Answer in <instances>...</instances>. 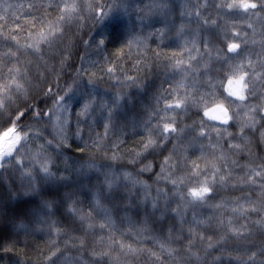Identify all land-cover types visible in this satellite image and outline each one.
Listing matches in <instances>:
<instances>
[{"label":"snow or ice","instance_id":"1","mask_svg":"<svg viewBox=\"0 0 264 264\" xmlns=\"http://www.w3.org/2000/svg\"><path fill=\"white\" fill-rule=\"evenodd\" d=\"M83 7H86L88 18L93 24L88 33L89 38L83 44L85 49H95L97 55L106 53L111 46L112 54L117 59L132 57L133 48L136 49L137 56H146L153 36L159 41L157 49L163 44L165 28H153L145 34V29L152 28L154 23L151 13L164 7L163 4H156L155 0L150 4L136 3L135 14L132 0L90 2L86 6H82L79 0H51L39 5L28 3L29 11H21L27 21V36L20 37L11 31L0 32L3 37L0 43L8 45L11 41L15 47L13 51L12 46H8L7 51L0 55V174L8 173L9 169L13 173H19V185L9 182L7 195L0 194V217L10 218L14 227L18 231L23 230L25 234L29 231V225L35 224L36 229L33 230L44 226L50 233L59 235V223L63 222L69 227L74 223V220L65 218L61 208L66 209L68 217L78 216L82 225L87 222L88 228L95 227L91 221L94 214H97L100 218L99 230L104 232L107 229L106 240L101 237V243H106L107 251H93V256L99 259L93 260L91 264H104L105 257L108 258V264H123V257L134 256L141 250L125 243V232L117 229V222H127L128 230L139 237L149 231V206L152 216L159 213L161 217H165L169 205L176 201L177 206L171 212L174 217H179L181 225L177 242L184 238L187 239V245L181 253L171 247V241H158L160 252H153L152 255L159 264H164L160 256L165 252L172 259V264H203V260L210 254L208 250L219 246L220 241L229 238L245 239L247 225L238 223L239 219L248 220L250 213L264 212V157H258L261 163L255 165L257 157L249 149L252 139L248 135L249 130H253L252 134L255 135L254 130L264 127V107L249 106L247 103L249 96H255L256 93L253 92L255 84L251 79L255 69L248 71L241 56V45L245 42L238 40L239 33L234 31L231 40L226 35V51L223 47L216 48L213 57L212 46L205 40L203 47L208 61L200 65L199 42L193 39L189 44L185 40L179 52L173 49L170 56L164 57L168 61L166 66L181 74V79L175 81L174 85H169L170 91L160 89V93L153 97L156 106H149L144 118L122 122L120 111L125 97L129 95L123 93L122 89L132 85L139 88L143 85L137 84V76L126 73L122 77L118 76L116 61L110 59L109 55H104L103 64L107 67L106 70L104 67L98 69L102 74L98 77L97 71L84 67V63L95 66L98 62L88 58L87 52L82 54L81 65L74 68L70 82H66L61 88L59 77L66 67H72L69 63L72 53L61 49L59 43L63 39L65 25L75 21ZM215 7L218 12L224 11L225 15H233L237 11L242 15H258L264 13V0H221ZM23 8L22 4H0V9H3L0 20L9 19V9ZM52 8L58 10L55 19L49 18V10ZM33 10L37 14L31 15L29 20ZM200 15L197 10L196 16ZM13 22L16 29L21 32L24 30L20 23ZM203 23L207 25L209 21L205 19ZM215 23L216 21H212V24ZM184 35V26L181 25L177 29V38ZM21 39L25 42L22 43ZM193 52L196 53L195 56ZM155 56L160 60L164 53L157 51ZM21 57L25 59L22 60ZM56 57H60L59 70H56L54 64L49 66V61ZM237 57L240 59L237 60ZM213 60L219 65L215 75L212 74ZM142 63V59H137L133 67L138 68ZM33 64L37 70L43 67L55 71L57 77L54 86L49 83L46 90L38 87L35 95L32 94ZM5 67L7 72L3 71ZM248 67H252L250 59ZM261 68L264 71V65ZM193 71L198 77H203V84H189L188 75ZM103 75L116 81L120 90L111 95L101 91L98 80ZM37 77L41 83L46 79L39 71ZM161 101L163 107H160ZM233 106L236 110H233ZM192 108L196 109L198 121L193 120L192 124L181 126L178 117L181 114L186 117ZM99 128L103 129V134L95 131ZM117 128L119 134L116 133ZM230 128H235L236 131L229 132ZM129 130L132 136H137L139 130V139L135 141V147L121 151V145L127 142ZM225 137L227 150L223 143ZM205 138L212 148L211 152L206 151L203 143ZM260 140L264 141V131L260 132ZM74 141L83 142L82 147H76V152L82 156L94 149L96 153H103L104 158L112 163L98 165L94 157H88L72 169L68 163L70 157L65 156L64 169L56 168L55 159L64 149L71 147ZM246 149L248 163L241 166L246 171L242 176L235 177L231 165H238L239 161H230L229 153L239 155ZM197 151L199 155L190 158ZM125 160L126 163H118ZM201 160L203 166L199 163ZM136 165H139L138 169ZM72 171L83 179L92 174L97 177L95 184H82L79 189L88 190L90 207L87 214L82 208H77V190L57 193L45 187L71 180ZM145 173L155 174L152 181L156 185L155 195H152V184L141 178ZM257 178L260 181V191L258 198L253 199V186L257 184ZM2 179L7 177L0 175V180ZM229 181L233 182L234 189L247 188L248 192L231 201L220 200L212 205L217 210L230 209L231 215L227 220L221 216L217 221L215 230L222 234L219 241L215 242L212 236H207L205 257L202 258L198 252L192 251L195 247L193 241L197 236L201 242L204 241L205 232H198L197 229L212 228L215 217L201 218L196 209L208 205L214 199L217 187H226ZM17 203H28V206L17 208ZM141 208L145 215L142 218L137 216L134 221L131 213L134 209ZM181 208L184 209L183 212ZM189 209L193 215L187 221L188 237H184L183 225ZM58 213L61 220L53 219ZM254 223L264 227V217ZM14 244L11 241L10 246H5V253L11 251ZM117 249L118 254L113 255V251ZM59 251L57 248L46 258L47 264H56L53 257ZM261 256H264V245L252 251L247 259H238L236 264H264V258L258 259ZM221 259L216 257L213 264ZM64 264H80V261L65 258Z\"/></svg>","mask_w":264,"mask_h":264},{"label":"trees","instance_id":"2","mask_svg":"<svg viewBox=\"0 0 264 264\" xmlns=\"http://www.w3.org/2000/svg\"><path fill=\"white\" fill-rule=\"evenodd\" d=\"M51 0H0V4H22L24 8L22 10L9 9L7 15L9 19L7 21L0 20V32L8 33L13 32L18 34L20 37L27 36L28 27L25 17L21 15V11H29L27 9L28 3H34L39 5L41 3H49ZM90 2L95 3H111V0H79L82 6H86ZM150 4L153 0H132L133 12L135 14V4ZM221 0H155L156 4H163L164 7L151 13L152 19L154 21L152 28H146L145 34L152 31L153 28H165L166 35L163 40V44L160 49H157V44L159 41L155 36L149 42V47L147 50V55H136V49L133 48V56H124L123 59H117L112 53L113 49L109 46L106 53L96 54L95 49L88 48L85 49L83 44L84 40L89 38L88 33L91 31L93 24L92 20L88 18L89 14L86 7H83L79 16L71 24H66L64 29V36L62 41L59 43L61 49L66 52H71L69 63L72 67H66L63 73L60 75L59 80L61 88L65 86L66 82H70L71 75L74 72V68L81 65L80 56L87 52V57L98 63L95 66H91L88 63H84V67L89 68L90 71H97L98 77L102 74L98 71L100 67H104L106 70L107 65L103 64L104 55H109L110 59L116 61L117 75L122 77L123 73L130 76H137L138 85H143V87H137V85H132L131 87L122 89V92L129 94L125 97L122 108L120 111V120L132 121L140 120L147 115V109L149 106L155 107L156 101L153 98L155 95L160 93V89L169 90V85H174V82L181 79V74L173 72L166 65L168 63L165 60V56H170L172 50L175 49L177 52L180 51V46L183 45L184 41H191L196 39L199 42V48L201 53V59L199 60L200 65L205 64L208 61V56L205 54V49L203 47L204 41L207 40L211 44L212 56L215 57L216 48L223 47L226 51L225 38L231 40L233 37V32H238V40L244 41L242 43V53L241 56L244 58L245 68L252 72L255 69L251 79L255 84L253 92L256 93L255 96H249L248 105H260L264 107V71H262L261 65H264V13H259L258 15H242L237 11L233 15H225L224 11H217L215 5L220 3ZM207 5V6H205ZM199 10L201 15L196 16V12ZM3 9H0L2 12ZM43 11V9H41ZM50 11V19H55L58 10L52 8ZM146 11V10H145ZM259 12V10H257ZM13 13L15 15H13ZM37 13L33 10L29 15L28 19H31V15H36ZM135 18V15L133 16ZM207 19L209 23L205 25L203 21ZM16 23H20L24 26V30L21 32L15 28ZM212 21H216L212 24ZM183 25L185 30V35L183 37L177 38V29ZM233 25L235 27L233 28ZM3 37L0 36V41ZM21 42H25L21 39ZM8 46H12V50L15 51L14 42L9 41L8 45L0 43V55L7 51ZM161 51L164 56L160 57V60L156 59L155 53ZM195 56L196 53L193 52ZM186 58V57H185ZM22 60L25 57H21ZM30 59V58H29ZM59 59L56 57L55 60L49 61V66L55 65L56 70H59ZM137 59H142L143 63L138 66V68L133 67L136 64ZM237 60L240 57L236 58ZM249 59L252 62V67H248ZM9 66H11L9 64ZM219 65L213 60L212 74H216V69ZM4 72H7V67L3 68ZM46 76L43 83L38 79L37 73ZM33 76V95L36 93V88L43 87L45 90L48 88L49 83L53 86L56 83L57 77L55 71L46 70L41 67L37 70L35 64L32 68ZM86 79V77H85ZM188 81L190 85L199 86L203 84V77H198L196 72L193 71L188 75ZM98 88L108 93L109 95L120 90L116 86V81L111 80L108 76L103 75L102 79L98 80ZM55 90V88H54ZM191 90V89H190ZM202 90V89H201ZM183 89H181V93ZM29 103H32L29 100ZM160 107H163V102L161 101ZM233 110L235 106H233ZM196 109L192 108L189 110L187 116L181 114L178 117V122L181 126L184 124H192L193 120L198 121V117L195 115ZM243 115V113H241ZM95 131H100L103 134V129L99 128ZM236 131L235 128H230L229 132ZM253 130H249V137L252 139V144L249 145V149L253 153L255 160V165L261 163L258 157H264V141L260 140V132L264 131V127H258L255 131V135L252 134ZM116 133L119 134V128L116 129ZM87 138V133L85 134ZM111 136V134H110ZM114 139V137H111ZM215 138V133L213 132V139ZM139 139V130L137 136H132L130 134L126 137V143L121 145V151H127L135 147V141ZM41 143L43 141H40ZM206 146V151L211 152L212 148L208 144L207 138L203 141ZM224 148L227 150L228 143L227 137H225ZM35 145H33L34 147ZM77 146H83V142L74 141L71 147L64 149V151L55 159V166L60 170H63L64 158L65 156L70 157L68 163L75 169L78 163L83 159L88 157H94L98 165H107L112 163V161L104 158L103 153H96L93 149L88 151L82 156L76 152ZM171 147V145H169ZM217 154H219V149H217ZM109 155H111V148L109 145ZM199 155V151L192 154L190 158H195ZM229 160H238V165H231L233 175L235 177L242 176L246 169L241 166L248 163V149L239 155H233L229 153ZM118 163H126L121 161ZM201 166H203V160L199 161ZM253 165V167H255ZM139 168V165H136ZM157 167V171H158ZM67 174V173H66ZM5 175L7 179L0 180V194L7 195V185L9 182L14 185H19L18 176L19 173H13L9 169L8 173L0 174ZM142 179H146L148 183L152 184V195H155L156 185L152 183L155 178V174L145 173ZM96 175L92 174L87 179L79 178L76 173L72 171V179L64 183L56 185H46L45 187L53 192H63L65 190H77L76 200L77 208H82L85 214L88 213L90 207V197L87 188L79 190L82 184L91 186L96 183ZM257 184L253 186V199L258 198L260 191V181L257 178ZM232 181L226 187H217L216 195L213 200L209 201L208 205L203 208H197V215L201 218L215 217L212 221L213 227L207 229H197L198 232H205V239L203 242L200 241L199 236H197L193 243L195 247L192 249L193 252H198L200 256L205 257V249L207 248V236H212L213 241H219V237L222 234L220 231L215 230V225L217 221L223 216L225 220L231 215V211L220 209L217 210L214 205L217 201L226 200L231 201L235 197H239L247 194L248 189L243 188L242 190L238 187L234 189L232 187ZM163 187V185H161ZM30 203V202H29ZM28 206V203H17L15 207L21 208ZM177 206L176 201H173L169 205L168 213L165 217H161L159 213L155 216L151 215V209L149 206L148 214V229L149 231L142 233L139 237L130 232L129 225L127 222L121 224L117 222V229H122L125 232L124 240L125 243L131 244L133 248H138L141 251L134 256H127L122 258L123 264H159L156 257L152 255L153 252H160V245L158 241H171V247L178 249L181 253L184 251L187 245V239L181 238L177 242L178 230L181 227L179 223V217H174L171 212L172 208ZM65 214V218L74 220V223L69 225L61 222L57 226L60 228V233L57 235L55 232H49L44 226H41L38 230L35 224L29 225V231L27 234L23 230H17L10 218L0 217V264H47V257H49L52 252L56 251L57 248L60 251L57 253L53 259L56 264H64L65 258H70L72 260L80 261V264H91L93 260L99 259L93 256V251L102 252L107 251L106 243H101V237L107 238V229L104 232L99 230L100 218L99 215L94 214L93 220L91 221L95 227L88 228L87 222L83 225L80 223L78 216L68 217L66 209L61 208L60 210ZM184 209L181 208V212ZM99 213V210H97ZM133 220L135 221L137 216L143 217L145 212L143 208L139 210H133L131 213ZM192 210L187 211V220L185 221L183 228V236L188 237V223L187 221L192 218ZM264 217V212L249 214V219H239L238 223L247 225V232L245 234V239L237 240L235 238H229L226 241H220L219 246L214 249H210L209 255H207L206 260H203V264H213L216 257H221L222 259L217 261L216 264H236L238 259H247L248 255L252 251H256L262 245H264V227L254 223ZM53 219L61 220L60 214L53 217ZM27 223V221H25ZM117 238L119 239V232H117ZM14 241L15 244L11 248V251L5 253L4 247L10 246V242ZM118 249L113 251V255L118 254ZM247 252V255L245 254ZM264 258V256L258 257V259ZM160 260L164 261V264H172V259L165 252L164 255L160 256ZM104 264H108V258H104Z\"/></svg>","mask_w":264,"mask_h":264},{"label":"water","instance_id":"3","mask_svg":"<svg viewBox=\"0 0 264 264\" xmlns=\"http://www.w3.org/2000/svg\"><path fill=\"white\" fill-rule=\"evenodd\" d=\"M0 146H2V145H0Z\"/></svg>","mask_w":264,"mask_h":264}]
</instances>
